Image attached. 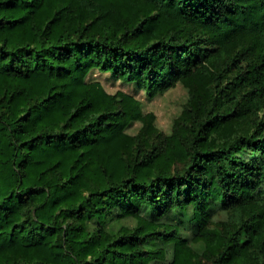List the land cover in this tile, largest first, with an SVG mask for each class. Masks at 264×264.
Instances as JSON below:
<instances>
[{
	"label": "trees",
	"instance_id": "trees-1",
	"mask_svg": "<svg viewBox=\"0 0 264 264\" xmlns=\"http://www.w3.org/2000/svg\"><path fill=\"white\" fill-rule=\"evenodd\" d=\"M0 264H264V0H0Z\"/></svg>",
	"mask_w": 264,
	"mask_h": 264
},
{
	"label": "rangeland",
	"instance_id": "rangeland-1",
	"mask_svg": "<svg viewBox=\"0 0 264 264\" xmlns=\"http://www.w3.org/2000/svg\"><path fill=\"white\" fill-rule=\"evenodd\" d=\"M92 77L99 80L109 93L122 91L132 95L138 102L143 113L152 112L155 115V125L162 134H169L175 118L181 113L182 107L188 98L185 88L177 84L167 92L150 99L142 90L135 89L131 84L115 81L109 74L93 71ZM139 123H134L131 132H135ZM221 218V217H220Z\"/></svg>",
	"mask_w": 264,
	"mask_h": 264
}]
</instances>
